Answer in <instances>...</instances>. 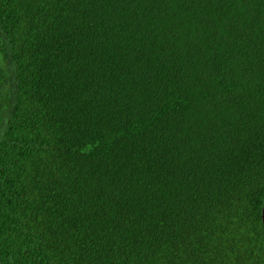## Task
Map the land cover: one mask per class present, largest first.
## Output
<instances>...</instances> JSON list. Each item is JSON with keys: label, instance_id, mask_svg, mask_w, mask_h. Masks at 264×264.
Here are the masks:
<instances>
[{"label": "trees", "instance_id": "1", "mask_svg": "<svg viewBox=\"0 0 264 264\" xmlns=\"http://www.w3.org/2000/svg\"><path fill=\"white\" fill-rule=\"evenodd\" d=\"M264 0H0V264H264Z\"/></svg>", "mask_w": 264, "mask_h": 264}, {"label": "water", "instance_id": "2", "mask_svg": "<svg viewBox=\"0 0 264 264\" xmlns=\"http://www.w3.org/2000/svg\"><path fill=\"white\" fill-rule=\"evenodd\" d=\"M260 218H261L262 226H263V228H264V202H263L262 207H261Z\"/></svg>", "mask_w": 264, "mask_h": 264}]
</instances>
